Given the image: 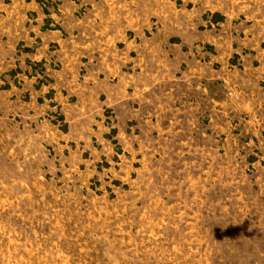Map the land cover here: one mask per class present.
<instances>
[{
  "label": "rangeland",
  "instance_id": "374dc122",
  "mask_svg": "<svg viewBox=\"0 0 264 264\" xmlns=\"http://www.w3.org/2000/svg\"><path fill=\"white\" fill-rule=\"evenodd\" d=\"M0 264H264V0H0Z\"/></svg>",
  "mask_w": 264,
  "mask_h": 264
},
{
  "label": "crops",
  "instance_id": "0c3cea01",
  "mask_svg": "<svg viewBox=\"0 0 264 264\" xmlns=\"http://www.w3.org/2000/svg\"><path fill=\"white\" fill-rule=\"evenodd\" d=\"M215 17H218V19H214L213 21H211L209 24H214V25H219V23L223 24V22L225 21V19L223 17H219V14L221 13H218V12H215Z\"/></svg>",
  "mask_w": 264,
  "mask_h": 264
}]
</instances>
